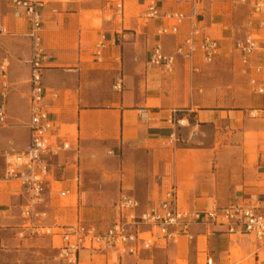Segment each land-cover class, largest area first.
<instances>
[{"label": "crops", "instance_id": "obj_1", "mask_svg": "<svg viewBox=\"0 0 264 264\" xmlns=\"http://www.w3.org/2000/svg\"><path fill=\"white\" fill-rule=\"evenodd\" d=\"M48 1L43 46L48 14H55L53 5L61 3ZM147 1L136 0L144 8ZM204 2H198L203 24L221 46L220 56L211 64L231 59L233 71L247 83L232 53L233 42L240 40L234 28L236 19L213 15V6L204 7ZM4 5L8 8L5 0ZM159 8L188 12L182 4L171 11H165L164 4ZM153 22L156 28L158 23ZM0 25L6 27L4 18ZM11 25L26 31L23 21L22 28L16 21ZM186 30L183 27L180 36L164 44L161 40L165 53L173 51ZM249 33L252 29L248 27ZM151 48L110 44L96 56V45L44 47L47 61L41 74L52 134L73 145L76 142L80 149L78 158L66 152L54 159L61 166L51 172V186L69 192L52 194L51 213L58 224L83 223L103 231L112 222L113 206L121 192L145 207L172 185L185 209L238 202L258 206L264 214V95L251 90L245 103L237 107L206 105L195 75L208 65L196 57L193 65L198 71L192 73L189 64L179 60L173 74L166 76L146 68ZM19 63L12 60L8 70V120L0 129V227L19 224L23 203L19 183L3 179L5 154L22 150L29 139V65ZM118 81L120 90L115 88ZM64 127H74L75 135ZM71 198L73 203H64ZM192 234V241L181 237L175 244H159L139 256L80 251L77 264H206L208 259L211 264H264V245L247 237L204 229H193ZM57 238H48L51 247Z\"/></svg>", "mask_w": 264, "mask_h": 264}, {"label": "built area", "instance_id": "obj_2", "mask_svg": "<svg viewBox=\"0 0 264 264\" xmlns=\"http://www.w3.org/2000/svg\"><path fill=\"white\" fill-rule=\"evenodd\" d=\"M11 15L26 24V37L29 52L26 63L29 65V119L27 129L29 139L20 151L12 150L4 156L3 179L16 180L20 185L23 203L19 209V224L14 237L18 240L58 237L53 245L55 259L67 264H77L80 251L91 253H115L119 256H139L149 252L159 244H175L183 237L193 240V229H204L208 233H225L231 236H244L264 245V214L260 207L247 203H232L227 206L212 205L202 210H189L180 206L176 186L168 187L162 197L142 207L133 196L121 192L113 206L111 224L103 231L93 225L75 223L60 225L51 213L50 201L53 193L68 195L51 186V172L61 165L54 159L62 153L72 152L79 157L80 149L75 142L63 136H53L50 120V105L42 84V69L47 61L43 46L44 11L48 0H5ZM69 2L73 0H54ZM249 7L252 23L259 31H264V0H234ZM188 12H162L155 0H148L141 14L144 22L156 21L155 37L147 69H157L163 75L173 74L179 60L190 66L192 73L198 68L193 65L196 57L205 64H211L220 56L219 41L211 38L203 24L198 6L199 0H182ZM124 0H119L118 8ZM55 12V11H53ZM184 37L171 53H165L161 40L181 35ZM8 34L6 27L0 25V36ZM95 55L99 56L105 44L99 42ZM240 72L247 77L250 89L264 95V40L256 39L252 33L232 45ZM254 73L255 76H252ZM262 73V74H261ZM120 90L121 82L115 85ZM10 89L8 63H0V127L7 123V100ZM208 259L206 264H211Z\"/></svg>", "mask_w": 264, "mask_h": 264}, {"label": "rangeland", "instance_id": "obj_3", "mask_svg": "<svg viewBox=\"0 0 264 264\" xmlns=\"http://www.w3.org/2000/svg\"><path fill=\"white\" fill-rule=\"evenodd\" d=\"M118 4L119 0H73L54 4L53 8L57 12L48 14L44 47H95L99 42H103L105 47L110 44L119 47L124 44L152 47L156 40L155 26L153 21L144 22L141 19L144 7H140L136 0H126L120 8L117 7ZM162 4L166 7L165 11H171L173 7L179 8L181 4L186 5L182 0H160L158 6L162 7ZM208 6H213V15H228L229 18L236 19L234 28L240 35L238 39L246 36L249 27L254 38L264 40V31H259L255 23L249 26L252 19L248 6L235 5L232 0H205L204 7ZM9 12L2 0L0 21L4 18L8 34L0 36V63L6 60L10 73L12 60L21 61V67L28 66L26 60L30 45L26 31L17 30L11 25L16 21L18 28H22V21L12 19ZM171 39L173 37L164 38L162 43ZM168 46L172 47V43ZM232 67L231 59L224 58L203 66L195 75L198 77L196 88L202 90L206 97L204 104L237 107L245 103L251 89ZM64 129L75 135L74 127ZM73 200L74 198L64 199V203L67 201L65 204H70ZM14 230L15 226L0 227V264H67L55 259L56 252L48 238L18 240L14 238Z\"/></svg>", "mask_w": 264, "mask_h": 264}]
</instances>
